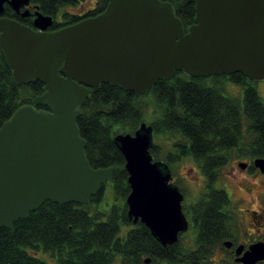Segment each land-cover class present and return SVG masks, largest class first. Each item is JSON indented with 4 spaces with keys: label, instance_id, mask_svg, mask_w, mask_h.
<instances>
[{
    "label": "water",
    "instance_id": "1",
    "mask_svg": "<svg viewBox=\"0 0 264 264\" xmlns=\"http://www.w3.org/2000/svg\"><path fill=\"white\" fill-rule=\"evenodd\" d=\"M179 1L194 4L187 28L174 6L161 0H112L99 17L55 32H47L53 23L39 14L40 31L0 19V50L14 81L44 84L43 93L0 128V229H12L46 202L88 204L113 180L114 168L91 167L77 124L101 85L142 97L177 72L190 78L240 73L264 81V0ZM10 3L16 10L28 0ZM114 142L126 161L130 221L145 225L164 247L176 244L188 230L183 196L168 166L151 155L153 127L143 123ZM256 165L264 173V159ZM260 261L264 243L237 259Z\"/></svg>",
    "mask_w": 264,
    "mask_h": 264
},
{
    "label": "trees",
    "instance_id": "2",
    "mask_svg": "<svg viewBox=\"0 0 264 264\" xmlns=\"http://www.w3.org/2000/svg\"><path fill=\"white\" fill-rule=\"evenodd\" d=\"M161 1L174 6L185 28L194 23V4ZM226 81L243 88V109L237 98L226 95ZM255 84L240 73L229 78L192 79L177 72L173 79L159 81L152 92L142 97L110 84L101 85L82 107L77 124L87 143L91 167L114 168L110 181L114 203L109 208L102 206L106 186L85 205L44 203L27 218L15 221L12 229H0V264H51L48 257L54 264H144L147 253L142 242H146L147 231L128 217L126 199L131 190L126 161L114 137L134 134L146 123L153 127L154 135L176 139V143L229 147L250 142L258 148V156L264 158V101ZM43 87L40 81L17 84L0 50V128L20 107L41 95ZM160 147L154 145L150 151L154 161H161L157 153ZM148 242H153L151 235ZM199 248L196 256L210 250L209 246ZM163 259V264H175L172 257ZM192 261L181 264L205 263L204 259Z\"/></svg>",
    "mask_w": 264,
    "mask_h": 264
},
{
    "label": "flooded vegetation",
    "instance_id": "3",
    "mask_svg": "<svg viewBox=\"0 0 264 264\" xmlns=\"http://www.w3.org/2000/svg\"><path fill=\"white\" fill-rule=\"evenodd\" d=\"M10 1L3 3L0 19L14 20L40 31L35 26L39 14L53 23L47 32H55L99 17L112 0H28L25 5L16 6V10ZM235 98L243 109L244 96ZM168 146L161 162L170 169L171 183L183 196L182 211L188 230L179 233L176 244L164 247L142 224L147 231L146 242H142V249L147 253L144 264H163L165 256L172 257L175 264L188 259H193L192 263L204 259V264H241L237 259L251 246L264 243V173L256 165L261 159L258 148L250 142L229 147L193 142ZM188 168L192 175H185L184 170ZM225 170L228 171L226 178L222 175ZM149 234L153 242H148ZM197 244L200 245L197 247ZM204 246H209L208 254L196 256L197 249ZM240 247L243 251L238 256ZM48 261L54 264L49 257ZM257 264H264V261Z\"/></svg>",
    "mask_w": 264,
    "mask_h": 264
},
{
    "label": "rangeland",
    "instance_id": "4",
    "mask_svg": "<svg viewBox=\"0 0 264 264\" xmlns=\"http://www.w3.org/2000/svg\"><path fill=\"white\" fill-rule=\"evenodd\" d=\"M255 85H256V88L258 90L260 97L264 101V81L256 82ZM226 91H228L226 94L227 96H232V97L244 96L243 88L239 87L236 84L230 83V82H228L226 84ZM166 139L163 135H154V144L161 146L157 150V153L161 158H163L164 154L166 153L165 152L166 149L169 148L168 144L176 143L175 142L176 139H167V140ZM228 170H229V168H228ZM184 171L186 173L185 175H192V173L189 172V168L184 170ZM235 174L238 175L239 171L236 170ZM222 175L225 178L228 177V171L225 170V172ZM235 193H237V191ZM113 203H114V196H113L112 184H111V182H108L106 187H105V198H104V202H103L102 206L109 208ZM44 256L46 257V255H44Z\"/></svg>",
    "mask_w": 264,
    "mask_h": 264
}]
</instances>
